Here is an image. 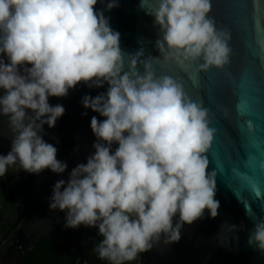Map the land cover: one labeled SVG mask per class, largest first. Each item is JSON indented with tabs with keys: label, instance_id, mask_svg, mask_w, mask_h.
Instances as JSON below:
<instances>
[{
	"label": "clouds",
	"instance_id": "1",
	"mask_svg": "<svg viewBox=\"0 0 264 264\" xmlns=\"http://www.w3.org/2000/svg\"><path fill=\"white\" fill-rule=\"evenodd\" d=\"M98 2L0 0V116L12 132L10 150L0 154V177L9 169L64 173L68 165L45 141L43 126L55 127L65 108L49 97H65L80 83L107 84L105 92L82 97L85 109L104 117H91L95 151L67 181L54 184L49 210L65 213V228H96L97 258L126 264L162 237L165 244L178 242L183 225L205 210L218 215L216 173L208 171L205 155L215 131L209 109L174 77L157 75L151 60L196 63L199 71L223 68L232 53L231 31L210 15L212 0H157L149 14L159 29L160 55L127 53L125 70L120 33L104 15L118 0L102 10ZM248 243L264 251V217L254 220Z\"/></svg>",
	"mask_w": 264,
	"mask_h": 264
},
{
	"label": "water",
	"instance_id": "2",
	"mask_svg": "<svg viewBox=\"0 0 264 264\" xmlns=\"http://www.w3.org/2000/svg\"><path fill=\"white\" fill-rule=\"evenodd\" d=\"M107 2H98L96 9H104ZM157 6V0H143L142 7L141 0H118V7L104 12L111 28L120 33L125 70L127 53L140 51L142 59L159 57L155 47L159 29L149 14ZM210 15L218 27L231 31L232 53L223 68L199 71L196 63L162 58L151 62L157 75L174 77L193 101L209 109V126L215 131L205 155L208 171L216 173L218 215L211 218L205 210L202 218L183 225L178 242L165 244L162 237L138 256L137 264H264V251L248 243L254 220L264 217V0H212ZM106 89L107 84L97 88L80 83L65 97H49L50 104L63 105L65 112L55 127L43 126L53 132V137L44 133V139L57 148V159L68 167L62 174L49 169L39 174L8 170L22 215L0 243V264H20L38 238H56L57 227L69 233L75 247L74 264H90L88 249L96 228H65V213L51 212L49 198L54 184L67 181L72 168L86 163L94 153L91 117H104L85 109L81 101L85 95L94 97ZM11 136L7 118L0 116V154L10 150ZM116 147L113 144V151Z\"/></svg>",
	"mask_w": 264,
	"mask_h": 264
},
{
	"label": "trees",
	"instance_id": "3",
	"mask_svg": "<svg viewBox=\"0 0 264 264\" xmlns=\"http://www.w3.org/2000/svg\"><path fill=\"white\" fill-rule=\"evenodd\" d=\"M46 134L53 137V132L44 129ZM55 141L60 144L58 137ZM22 213L14 198L8 174L0 177V243L7 237L11 230L18 223ZM97 229L93 231L90 238L88 249V259L90 264H108L107 261L99 260L94 251L95 245L101 239L97 235ZM74 245L69 237L67 230L58 228L56 238L51 236H41L31 248L25 253L20 264H74L76 256L74 253ZM136 260L126 262V264H137Z\"/></svg>",
	"mask_w": 264,
	"mask_h": 264
},
{
	"label": "snow or ice",
	"instance_id": "4",
	"mask_svg": "<svg viewBox=\"0 0 264 264\" xmlns=\"http://www.w3.org/2000/svg\"><path fill=\"white\" fill-rule=\"evenodd\" d=\"M244 107H246L245 105H241V108H242V110L244 109ZM262 183H264V181H262Z\"/></svg>",
	"mask_w": 264,
	"mask_h": 264
}]
</instances>
